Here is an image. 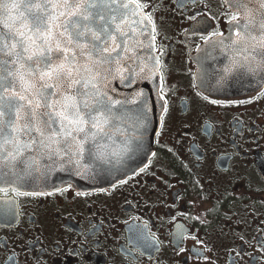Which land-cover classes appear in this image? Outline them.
<instances>
[{
    "label": "flooded vegetation",
    "instance_id": "flooded-vegetation-1",
    "mask_svg": "<svg viewBox=\"0 0 264 264\" xmlns=\"http://www.w3.org/2000/svg\"><path fill=\"white\" fill-rule=\"evenodd\" d=\"M129 1L151 20L158 62L149 161L87 193L0 189V264H264V82L208 92L197 60L217 42L241 64L256 40L236 43L222 0Z\"/></svg>",
    "mask_w": 264,
    "mask_h": 264
},
{
    "label": "snow or ice",
    "instance_id": "snow-or-ice-1",
    "mask_svg": "<svg viewBox=\"0 0 264 264\" xmlns=\"http://www.w3.org/2000/svg\"><path fill=\"white\" fill-rule=\"evenodd\" d=\"M222 3L233 11L228 23L236 25L237 44L248 37L264 45V0H255L260 11L249 7L253 0ZM121 8H128L124 0H0V170L9 162L31 168L43 159L70 160L73 149L84 156L88 137L103 135L110 107L89 88L100 78L98 68L131 54L122 39L128 33ZM87 153L92 165L96 153L91 146Z\"/></svg>",
    "mask_w": 264,
    "mask_h": 264
},
{
    "label": "water",
    "instance_id": "water-1",
    "mask_svg": "<svg viewBox=\"0 0 264 264\" xmlns=\"http://www.w3.org/2000/svg\"><path fill=\"white\" fill-rule=\"evenodd\" d=\"M17 2L19 3V0ZM124 2L128 4V8H121L119 11L125 13L124 19L127 23L123 25L122 31L128 35L122 39L127 40L124 46L131 54L123 53L121 59L115 63L98 68L96 71L100 78L89 88V92L95 93L110 107L109 115L112 118L102 116L107 123V127L103 128V135L96 134L99 136L98 141L91 136L88 137L89 143L84 145V156L76 155L78 150L73 149L69 154L70 160L68 156L65 160H60L59 157L54 161L43 159L31 168L27 165L21 167L19 163L4 164L0 170V176H3L0 180V189H15L21 193H46L71 188L78 193H87L122 182L142 169L149 161L153 152L154 137L160 128L162 117V105L156 83L158 62L154 51L153 29L136 5L129 0ZM227 6L230 7L228 4ZM249 7L260 11L255 0ZM23 14L18 8L17 15ZM8 15L12 16L13 13L9 12ZM3 23L11 26L14 21L6 20ZM0 31H3V28H0ZM255 34L259 36L261 33L256 31ZM55 39L61 38L56 36ZM246 39L252 41L248 37ZM258 42L257 39L255 41L257 48L249 46L250 49H246L251 57L254 54L259 55L260 49L264 47L258 45ZM53 43L55 44V40ZM61 43L66 46L67 42L61 40ZM218 44L213 42L207 45L197 58L199 77L203 82L202 86H205L208 92L243 94L249 88H254L257 82L259 84L264 82V63L261 61L258 65L252 63L244 50H240V57L243 58L240 61L243 63H235L225 49L216 47ZM262 55L264 53L260 52V57ZM258 71L259 75L256 77L258 81L249 86L243 74L249 75L250 72ZM88 98L92 103H98L93 97ZM113 103L116 107H111ZM72 143L75 144L76 141ZM90 146L96 153L92 165L86 163L87 148ZM66 163L67 166H64Z\"/></svg>",
    "mask_w": 264,
    "mask_h": 264
}]
</instances>
